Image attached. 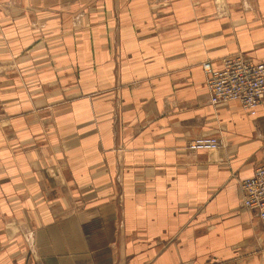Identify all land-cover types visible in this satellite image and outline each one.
<instances>
[{"label": "crops", "instance_id": "0c3cea01", "mask_svg": "<svg viewBox=\"0 0 264 264\" xmlns=\"http://www.w3.org/2000/svg\"><path fill=\"white\" fill-rule=\"evenodd\" d=\"M239 52L264 0H0V264H264V98L215 107L202 67Z\"/></svg>", "mask_w": 264, "mask_h": 264}, {"label": "built area", "instance_id": "2783aa9c", "mask_svg": "<svg viewBox=\"0 0 264 264\" xmlns=\"http://www.w3.org/2000/svg\"><path fill=\"white\" fill-rule=\"evenodd\" d=\"M206 75L210 103L239 102L246 113L255 116L264 98V62L256 61L243 53L225 56L221 68H214L210 61L202 65ZM222 145L217 136L202 135L188 145L192 151H216ZM243 205L258 213L264 229V163L254 174L240 181Z\"/></svg>", "mask_w": 264, "mask_h": 264}, {"label": "rangeland", "instance_id": "374dc122", "mask_svg": "<svg viewBox=\"0 0 264 264\" xmlns=\"http://www.w3.org/2000/svg\"><path fill=\"white\" fill-rule=\"evenodd\" d=\"M216 1H219V0H216ZM239 53H242V52H239ZM236 54H237V53H236ZM230 55H234V54H230ZM227 56H229V55H227ZM247 56H248V55H247ZM248 57H249V56H248ZM223 58H224V57H223ZM223 58H222V59H223ZM215 107H216V106H215ZM220 139H221V138H220ZM221 140H222V139H221ZM222 146H223V140H222V145H221V147H222ZM219 149H220V148H219ZM219 149H218V150H219ZM216 151H217V150H216Z\"/></svg>", "mask_w": 264, "mask_h": 264}, {"label": "bare ground", "instance_id": "6f19581e", "mask_svg": "<svg viewBox=\"0 0 264 264\" xmlns=\"http://www.w3.org/2000/svg\"><path fill=\"white\" fill-rule=\"evenodd\" d=\"M243 54H245V53H243ZM246 55V54H245Z\"/></svg>", "mask_w": 264, "mask_h": 264}]
</instances>
